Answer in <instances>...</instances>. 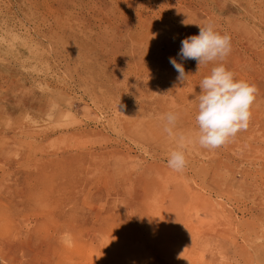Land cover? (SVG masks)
Instances as JSON below:
<instances>
[{"label":"rangeland","instance_id":"1","mask_svg":"<svg viewBox=\"0 0 264 264\" xmlns=\"http://www.w3.org/2000/svg\"><path fill=\"white\" fill-rule=\"evenodd\" d=\"M208 23L231 52L198 71L178 53ZM220 63L258 91L209 150ZM0 264H264V0H0Z\"/></svg>","mask_w":264,"mask_h":264},{"label":"clouds","instance_id":"2","mask_svg":"<svg viewBox=\"0 0 264 264\" xmlns=\"http://www.w3.org/2000/svg\"><path fill=\"white\" fill-rule=\"evenodd\" d=\"M199 26V34L191 35L181 41L178 55L183 60H195L197 70L201 65L213 61H223L231 52V37L214 31L208 23ZM170 63L178 73L177 80L184 83L188 74L181 63L170 58ZM197 71V72H198ZM198 111L195 117L198 125V143L201 147L214 150L229 142L238 132L247 130L251 119V106L256 99L258 89L246 81L234 79V73L226 69L223 63L213 67L210 75L204 77L199 85ZM164 131L173 136V128L178 114L169 112ZM180 147H184L185 137H179ZM168 167L180 172L187 165L184 151L174 150L167 161Z\"/></svg>","mask_w":264,"mask_h":264}]
</instances>
